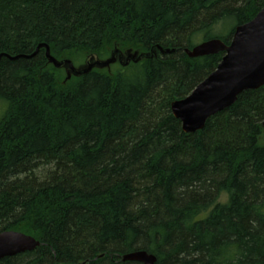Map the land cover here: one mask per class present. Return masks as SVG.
Segmentation results:
<instances>
[{
  "label": "trees",
  "instance_id": "trees-1",
  "mask_svg": "<svg viewBox=\"0 0 264 264\" xmlns=\"http://www.w3.org/2000/svg\"><path fill=\"white\" fill-rule=\"evenodd\" d=\"M264 0H0V233L40 242L0 264H264V86L201 131L170 111ZM73 66L139 61L66 80ZM173 51L162 53L161 51ZM224 197V199H222Z\"/></svg>",
  "mask_w": 264,
  "mask_h": 264
},
{
  "label": "water",
  "instance_id": "water-1",
  "mask_svg": "<svg viewBox=\"0 0 264 264\" xmlns=\"http://www.w3.org/2000/svg\"><path fill=\"white\" fill-rule=\"evenodd\" d=\"M42 46L44 45L36 47L30 57H33ZM45 50L46 58L54 67L60 68L64 65L73 75L85 74L93 67H108L116 61V53H112L106 61H95L76 71L69 61L57 62L53 59L47 46ZM222 52L224 55L216 69L188 96L170 105V111L173 117L179 120L184 133L202 130L210 117L228 109L235 103L239 94L248 90H257L264 85V8L254 19L235 28L229 45L219 39H211L184 50V54L191 59ZM3 57L9 60L18 58L1 54L0 59ZM135 58V54L126 55V60L134 61ZM122 59L123 56L119 55L118 60L121 63ZM262 125L264 127V122ZM39 245L40 242L31 236L14 231L1 232L0 260L33 251ZM121 261L155 264L156 258L145 251H136L123 255Z\"/></svg>",
  "mask_w": 264,
  "mask_h": 264
},
{
  "label": "bare ground",
  "instance_id": "bare-ground-1",
  "mask_svg": "<svg viewBox=\"0 0 264 264\" xmlns=\"http://www.w3.org/2000/svg\"><path fill=\"white\" fill-rule=\"evenodd\" d=\"M184 50H185V49H184ZM181 129H182V128H181ZM122 256H123V255H122ZM122 256H121V257H122ZM122 262H123V261H122ZM125 262H129V261H125ZM136 263H137V262H136ZM138 264H139V263H138Z\"/></svg>",
  "mask_w": 264,
  "mask_h": 264
},
{
  "label": "rangeland",
  "instance_id": "rangeland-1",
  "mask_svg": "<svg viewBox=\"0 0 264 264\" xmlns=\"http://www.w3.org/2000/svg\"><path fill=\"white\" fill-rule=\"evenodd\" d=\"M222 199H224V197H222Z\"/></svg>",
  "mask_w": 264,
  "mask_h": 264
}]
</instances>
